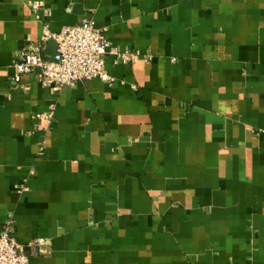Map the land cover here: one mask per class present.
Listing matches in <instances>:
<instances>
[{
  "label": "crops",
  "instance_id": "obj_1",
  "mask_svg": "<svg viewBox=\"0 0 264 264\" xmlns=\"http://www.w3.org/2000/svg\"><path fill=\"white\" fill-rule=\"evenodd\" d=\"M83 19L140 54L112 85L14 83ZM9 218L30 264H264V0H0Z\"/></svg>",
  "mask_w": 264,
  "mask_h": 264
},
{
  "label": "built area",
  "instance_id": "obj_2",
  "mask_svg": "<svg viewBox=\"0 0 264 264\" xmlns=\"http://www.w3.org/2000/svg\"><path fill=\"white\" fill-rule=\"evenodd\" d=\"M40 6V2L33 5L35 9ZM51 39L57 43L56 55L51 59L43 58L39 51L23 54L13 66L15 84L21 81L23 75L40 70L42 86L54 93L93 79L112 85L114 79L106 69L107 56H113L115 63H134L140 55L129 51L121 52L112 46L104 31L97 28L92 19H83L77 25L65 27L58 34L46 33L43 42ZM52 115L51 110L37 118L44 121ZM15 232L14 221L9 218L0 230V264H30L29 256L18 244Z\"/></svg>",
  "mask_w": 264,
  "mask_h": 264
},
{
  "label": "water",
  "instance_id": "obj_3",
  "mask_svg": "<svg viewBox=\"0 0 264 264\" xmlns=\"http://www.w3.org/2000/svg\"><path fill=\"white\" fill-rule=\"evenodd\" d=\"M57 43L55 40L51 39L48 41V48L43 54V58H53L56 55Z\"/></svg>",
  "mask_w": 264,
  "mask_h": 264
}]
</instances>
